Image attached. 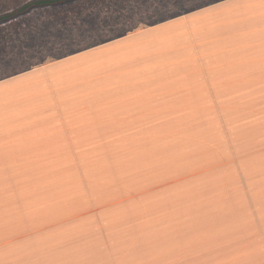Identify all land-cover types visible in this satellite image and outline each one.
<instances>
[{"label": "crops", "instance_id": "0c3cea01", "mask_svg": "<svg viewBox=\"0 0 264 264\" xmlns=\"http://www.w3.org/2000/svg\"><path fill=\"white\" fill-rule=\"evenodd\" d=\"M169 21L163 26L164 71L161 79L137 76L133 89H115L114 92L100 88V85L86 89L82 105H72V100L66 98V90L53 85L45 91L46 104L28 105L27 101L36 97L30 96L31 92L42 90L27 82L42 81L43 77L52 81L51 74L38 73L33 68L0 78V264H73L76 254L90 256L92 238L94 243H99V258H106L105 217L98 215L94 219L98 224L97 232L48 236L43 229L64 227L77 220L76 216L48 223L38 221L41 201L28 193H37L40 188L28 187L21 177L37 175L35 169L27 167L43 160L45 154L48 158L58 159L59 144L71 149L70 155L74 159L76 145L97 143L88 140L94 138V134L105 140L108 128H134V121L144 118V111L134 106V100L160 94L164 128L178 122L180 135L187 129L194 130V138L199 132L210 136L209 163L194 173L210 174L211 177L227 175L223 190L227 199L220 202L222 205L216 196L213 197L218 192V185L213 182L210 187L212 207L198 204L202 202L198 200V194L205 201L209 198L204 189H198L193 198L179 197L177 203L163 212L164 216L179 217L185 213L182 209L186 211L194 205V209L211 210L212 217L216 214L219 218L221 212L226 219H221L220 223L227 224L235 219L232 211L235 189L238 188L244 227L241 236L228 233L218 239L214 238L213 231L203 233L202 225L197 226L194 222L196 230L185 238L179 226L193 224H180L170 218V240L176 236L184 244L183 247H172L163 256L169 258L165 264H264V0H216ZM172 23L178 25L177 40L167 35V26ZM182 33L187 35L185 41ZM174 50L176 55L171 57ZM169 51H173V55L167 56ZM98 80L104 81L106 76L98 75ZM160 80L161 93H157L154 86ZM80 127L84 130L82 134L78 133ZM185 134L192 136L191 132L185 131ZM44 144L50 149L48 152H44ZM198 153L196 150L195 159L199 157ZM179 187L166 184L164 189L170 191ZM88 192L91 193L90 188ZM130 192L134 194V189ZM177 192L181 193L182 189ZM133 194L131 204H134ZM122 200L118 203L124 202ZM105 205H96L98 214H106ZM91 212L97 213L89 207L83 215H91ZM152 215L158 217L157 213ZM212 223L218 222L212 220ZM131 225L134 233V213ZM55 239L61 243H47ZM218 240L222 242L220 246ZM76 241L80 244L76 245ZM239 241L240 250L236 249ZM161 244L157 242L156 246Z\"/></svg>", "mask_w": 264, "mask_h": 264}, {"label": "rangeland", "instance_id": "374dc122", "mask_svg": "<svg viewBox=\"0 0 264 264\" xmlns=\"http://www.w3.org/2000/svg\"><path fill=\"white\" fill-rule=\"evenodd\" d=\"M214 1L74 0L58 7H35L0 25V78L33 68L38 73L51 74L52 81L43 77L42 81L27 82L31 86H40L42 90L31 92L30 96L36 97L33 101H27L28 105L46 104L45 91L53 85L59 90H66V98L72 100V105H82L86 89L99 88L101 85L100 88L115 92V89H133L134 78L140 75L161 79L164 71V23ZM0 2V15L21 4H9L5 0ZM173 25L167 26V35L177 40L178 25ZM182 38L186 40V33H182ZM176 51L174 55L173 51H169L167 56L175 57ZM98 75L106 76V80L99 81ZM154 87L157 93H161V80L156 81ZM73 100L78 101L75 103ZM134 102L135 107L144 111V118L134 121V128H108L105 140L102 139L105 143L94 134V138L88 140L97 143L81 142L76 145L74 159L70 155L71 149L59 144L58 159L53 156V159L48 158L49 155L45 154L43 160L27 167L35 169L37 175L21 177L22 183L28 187L40 188L37 193H28V196H35L37 201H41L38 221L48 223L66 216H76L77 220L64 227L50 226L43 229L42 232L48 236L94 233L98 231L94 219L98 215L105 217L106 258H99V243H94L92 238L90 256L76 254L73 264H165L169 258L163 256L172 247L179 248L184 244L176 236L170 240V218L180 224H193L179 226L185 238L199 225H202L203 233L213 231L214 238L218 239L222 234L233 233L235 237L242 235L243 215L239 208L238 201L241 200L238 188L235 189V208L232 211L235 219L227 224L220 223L221 219H226L221 212L219 218L216 214L212 217L211 210L194 209V205L186 211L182 209L181 212L185 213L179 217L164 216L163 212L169 210L173 206L171 204L177 203L179 197L193 198L195 191L198 194V189H204L209 196L205 201L198 194V200H202L198 204L212 207L210 187L213 182L218 185V192L213 197L216 196L219 205H222L220 202L227 199L223 192L227 175L222 173L219 177H211L210 174L194 173L200 166L209 163L212 145L210 136L199 132L198 137L194 138V130L187 129H183V132H191L192 136L184 133L182 136L178 122H172L170 128H164L161 94L136 98ZM83 131L81 127L78 129L80 134ZM47 147L44 144V152L50 150ZM194 150L199 151L197 159ZM53 152L55 156L56 151ZM178 174L189 176L179 177ZM164 181L170 183L162 184ZM166 184H176L182 192H177L179 188L165 190ZM133 189L134 194L130 192ZM189 189L194 190L186 193ZM132 194L134 204H131ZM119 199H124V202L118 203L121 202ZM105 203L106 214H98L96 205ZM89 207L97 212L96 215L92 212L91 215H83ZM133 213L134 233L131 225ZM153 213H157L158 217ZM228 215L232 219L230 212ZM212 220L218 223L213 224ZM194 222L198 225L194 226ZM79 242L76 241V245ZM157 242L162 244L156 246ZM217 242L219 246L222 243L219 240ZM47 243L56 245L61 242L55 239ZM239 244H236V249L240 250L241 241Z\"/></svg>", "mask_w": 264, "mask_h": 264}, {"label": "trees", "instance_id": "16d2710c", "mask_svg": "<svg viewBox=\"0 0 264 264\" xmlns=\"http://www.w3.org/2000/svg\"><path fill=\"white\" fill-rule=\"evenodd\" d=\"M11 4L12 2H21L19 6L16 8L10 9L7 13L0 15V23L12 19L22 13H26L30 10H32L35 7H41V6H52V7H58L61 5H64L66 3H70L74 0H5V2ZM1 4V2H0Z\"/></svg>", "mask_w": 264, "mask_h": 264}]
</instances>
